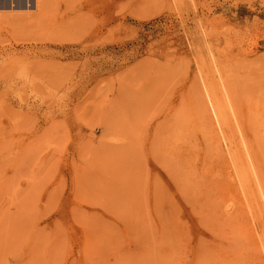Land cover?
Returning a JSON list of instances; mask_svg holds the SVG:
<instances>
[{"label":"rangeland","instance_id":"1","mask_svg":"<svg viewBox=\"0 0 264 264\" xmlns=\"http://www.w3.org/2000/svg\"><path fill=\"white\" fill-rule=\"evenodd\" d=\"M0 264H264V0H0Z\"/></svg>","mask_w":264,"mask_h":264},{"label":"bare ground","instance_id":"2","mask_svg":"<svg viewBox=\"0 0 264 264\" xmlns=\"http://www.w3.org/2000/svg\"><path fill=\"white\" fill-rule=\"evenodd\" d=\"M36 2V1H35ZM196 87H199V85L197 86L196 85ZM202 88V87H201ZM197 89V88H196ZM201 90V89H200ZM204 90V89H203ZM207 90V89H206ZM203 93H205V91H203ZM212 93V92H211ZM197 94V93H196ZM204 97L203 98H206L207 99V97H205V95H203ZM196 98V97H195ZM198 105H199V103H198ZM201 105V104H200ZM203 105H204V103H203ZM217 105V104H216ZM220 105H222L221 103H220ZM232 105V104H231ZM207 106V105H206ZM205 107V106H204ZM203 107V108H204ZM221 107H223V106H221ZM202 107H201V109H203ZM207 108V107H206ZM211 108V107H210ZM219 109V108H218ZM206 110V109H205ZM222 110V109H221ZM217 114V113H216ZM224 114V113H223ZM202 115V114H201ZM207 115V114H206ZM203 116H205V115H203ZM207 117V116H206ZM204 118V117H203ZM223 118V117H222ZM206 120V119H205ZM208 120V119H207ZM205 122H208V121H205ZM206 125H207V123H206ZM205 129H207V128H205ZM210 129V128H209ZM210 131V130H209ZM215 131V130H214ZM214 134V133H213ZM212 134V131L210 132V135L208 134L207 136L209 137V139H210V141H212V142H215V138H214V135ZM216 137V136H215ZM154 140V139H153ZM154 142V141H153ZM190 142V141H189ZM192 143V142H191ZM211 144V143H210ZM213 144V143H212ZM218 143H216V145H217ZM191 145V144H190ZM208 145V144H207ZM215 147H216V145H215V143L213 144ZM176 146V145H175ZM209 147H210V145H209ZM212 147V146H211ZM219 146H217V148H218ZM213 148V147H212ZM181 149V148H180ZM215 150V149H214ZM219 149H217V151H218ZM221 150V149H220ZM175 151V150H174ZM215 152V153H217L218 154V152ZM250 153V152H249ZM174 154V153H173ZM235 154V153H234ZM234 157V159H236V161L237 162H239V158H236V154L233 156ZM180 164V163H179ZM183 165V164H182ZM204 165V164H203ZM223 165V164H222ZM180 166V165H179ZM239 167V168H238ZM238 169H240V166L238 165ZM240 172V171H239ZM241 173L243 174L242 175V177H246L245 176V171H244V169L241 167ZM227 174V173H226ZM225 177V176H224ZM218 179H219V177H218ZM243 179V178H242ZM223 180H225L224 178H223ZM225 182V181H224ZM223 182V183H224ZM225 183H227V181L225 182ZM201 246V245H200Z\"/></svg>","mask_w":264,"mask_h":264}]
</instances>
